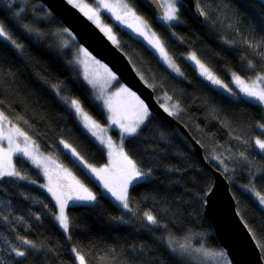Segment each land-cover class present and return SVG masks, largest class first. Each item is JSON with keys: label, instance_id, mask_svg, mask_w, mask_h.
Instances as JSON below:
<instances>
[{"label": "trees", "instance_id": "16d2710c", "mask_svg": "<svg viewBox=\"0 0 264 264\" xmlns=\"http://www.w3.org/2000/svg\"><path fill=\"white\" fill-rule=\"evenodd\" d=\"M124 1L147 19L179 74L113 15L101 11V19L113 27L119 47L158 101L203 147L207 161L226 175L237 210L264 259V205L256 196L264 195V152L254 148L255 140L264 138L258 127L264 124V106L217 88L187 59L195 54L225 81L232 73L264 75V0H198L205 13L202 22L180 2L179 20L171 24L157 20L144 0ZM0 24L23 45L18 50L0 38V113L96 196L93 202L67 206L65 233L55 219L56 202L42 187L40 168L17 154L14 166L28 179L0 181V264H79L73 249L86 264H191L171 246L188 236L195 246L224 249L205 215L214 174L180 127L149 111L137 134L125 139L124 150L149 175L131 185V211L121 208L61 143L90 164L108 161L105 148L65 103L64 98L79 99L87 113L107 122L105 108L73 68L71 48L58 43L63 37L58 33L67 27L40 0H0ZM54 86H59L58 94ZM145 212L159 224L150 225Z\"/></svg>", "mask_w": 264, "mask_h": 264}, {"label": "snow or ice", "instance_id": "6c2138e0", "mask_svg": "<svg viewBox=\"0 0 264 264\" xmlns=\"http://www.w3.org/2000/svg\"><path fill=\"white\" fill-rule=\"evenodd\" d=\"M68 4L73 5V7L78 8L89 20H92L94 23L98 24V11L94 8H87L86 5H82L79 0H67ZM98 8H102L115 16L116 20L121 21L122 23L126 22L128 19H132L135 21V24L128 23L127 26L129 28H133V30L139 35L144 37L148 43L155 49L159 51L161 56L165 61L169 63V66L175 69V65L171 63L170 58L164 50L163 45L161 44L158 37H156L155 33H151L148 26L142 21V19L136 16L135 12H133L126 3H121L120 0H117L116 3H109L108 0H96ZM179 9L176 7V0H168V3L165 5V11L162 19L166 22L175 21L178 19ZM200 14L205 15L204 11L200 9ZM17 16L20 13H16ZM24 28L27 31H32L28 28L27 25H24ZM104 35L110 40L114 45L119 46L118 41L115 36L112 34L110 28L101 27L100 29ZM60 35H66L67 39L63 41L64 47H69L70 42H76L75 35L70 31L69 28H63L58 33ZM0 38H3L6 41H10L11 44L18 50L23 49V45L17 43L16 40L12 38L9 32L6 30L3 24H0ZM189 59L194 60L201 69V74L206 76V78L212 83L220 85L222 82L215 78L204 65L200 64V61L196 59L195 55L189 57ZM76 63L83 66V80L90 85L92 88H95L98 80L103 77L107 81H115L117 79L116 74L108 68L107 65L102 64L99 60H97L87 48L82 45L77 44V58ZM94 65L98 71L89 72V66ZM249 67H254V65H249ZM178 71V69H176ZM237 84H243L244 82L241 80L239 76L235 77ZM258 83H264V75L257 76L256 80L253 81L252 86H244L241 88V91L245 96L251 98V100L258 102L261 106H264V88L257 87ZM56 87L57 94L60 89L59 86ZM226 87V85H224ZM231 91V89H229ZM121 93L126 94L127 96L133 98L137 102V118L135 121H129L127 123L124 121L123 114L117 110V108L113 104L112 96L108 98H104L103 96L94 97L95 100H101L103 106L107 108L108 112L111 114L110 119L111 123L118 125L121 129L122 133L127 137L135 136L138 132V129L141 124L144 123L145 119L149 115L148 108L144 104L139 97L136 96L134 92H131L126 87H121L115 95H120ZM65 103L68 104L73 111V114L78 118L79 123L82 125L83 129L86 130L92 137H95L100 145H105L108 148V154L110 157H113L111 167H104L100 169L91 168V172L95 174L100 180L103 181V186L115 197L117 201L120 202L124 209L131 211L129 207L128 200V186L133 181H139L149 173L141 171L136 164V161L133 160L128 153H126L123 148L120 149L119 152L113 151V143L111 139H105L101 132L104 131L100 127V125L92 119V117L84 110L81 101L79 99H69L64 98ZM165 111H169L165 108ZM170 115H174L175 113H169ZM7 120V117L0 113V141L7 140L8 148L7 150L0 148V181H3L5 178H16L19 180H27L28 177L22 175L20 171L16 169V167L12 163V155L14 153H22L24 156L28 157L32 160V162L36 165L37 168L41 167V162L38 157L29 149L27 146V141L30 139L27 135L21 132L19 129L15 130L16 135L24 136L25 138V147H20L19 144H15L12 135L5 136L3 133V123ZM260 129H264V124H260L258 126ZM65 149L69 150V153L75 157L78 161L82 160V157L79 156V153L76 152L71 145L64 143L61 141ZM256 146L264 152V140L256 139ZM45 175H48V169L45 167ZM49 184L42 185V187H46L48 192L52 194L59 205V215L55 217V219L59 222V225L64 229L65 232L69 230V217L65 213V208L67 206V201L70 199L80 200L92 202L96 200V196L88 191L83 185H81L78 181H75L73 184H63L57 182L56 186L52 185L51 176L48 177ZM35 183V181H32ZM75 192V196L72 193ZM256 196L259 202L264 205V195L260 193H256ZM144 218L150 225H157L159 221L155 215L151 212H145ZM24 243L31 245L33 248L36 247L31 241H24ZM264 247V246H262ZM75 253L76 259L79 261V264H86L85 257L81 255L76 249L72 250ZM173 251H175L173 249ZM18 256H24L25 253L23 251H17ZM221 257H225L226 253L220 252L218 253Z\"/></svg>", "mask_w": 264, "mask_h": 264}, {"label": "water", "instance_id": "95a60500", "mask_svg": "<svg viewBox=\"0 0 264 264\" xmlns=\"http://www.w3.org/2000/svg\"><path fill=\"white\" fill-rule=\"evenodd\" d=\"M40 1L70 29L80 44L105 62L123 83L142 98L150 112L177 125L187 135L195 145L198 155L214 174L213 185L206 196L205 215L213 225L220 244L226 250L232 264H264L261 250L237 210L236 199L226 175L207 161L203 147L187 128L170 115L169 111H165V107L156 98L153 88L138 73L124 51L107 39L97 23L89 20L78 8L68 4L67 0ZM145 1L156 12H161L162 5L159 0ZM183 1L191 14L202 22L204 15L200 14L198 0Z\"/></svg>", "mask_w": 264, "mask_h": 264}, {"label": "rangeland", "instance_id": "374dc122", "mask_svg": "<svg viewBox=\"0 0 264 264\" xmlns=\"http://www.w3.org/2000/svg\"><path fill=\"white\" fill-rule=\"evenodd\" d=\"M93 1V0H92ZM162 2V4L164 5V8H165V5L168 3V0H160ZM79 2L82 4V5H86V9L87 8H94V9H97L98 11V24L101 27H105V28H110L111 29V32L112 34L115 36L116 40H117V36H116V33L113 29V27L110 25V24H107L105 23L101 17H100V12L101 11H105V12H108L102 8H98L97 6V3H96V0H94V3H88L86 0H79ZM109 3H116L117 0H108ZM121 3H126L128 5V7L133 11L135 12L136 16L140 17L142 19V21L148 26V29H150V32L151 33H155L156 37H158L157 33L153 30V28L150 26L149 22L147 21V19L139 14L134 8H132L127 2H125L124 0H120ZM176 7L178 8V0H176ZM110 13V12H108ZM111 15H113L112 13H110ZM164 15V14H163ZM162 16L159 17L160 20H162L163 22L167 23V24H171V23H176L178 22L179 19L175 20V21H171V22H166L162 19ZM178 15V13H177ZM114 16V15H113ZM100 17V18H99ZM114 19H115V16H114ZM115 22H117L118 24L122 25L123 27L127 28L131 33H133L136 37L138 38H141L151 49H153L155 51V53L159 56V58L162 60V62L168 67L170 68L171 70H173L174 72H176L177 74H179V70L177 71L176 69V66H175V69L170 67L169 66V63L167 61L164 60V58L161 56V54L159 53V51L155 48H153L149 43L148 41L142 37V36H139L134 30L133 28H129L127 26L128 23H133L135 24V21H133L132 19H128L126 22L122 23L121 21L119 20H116L115 19ZM64 37V38H63ZM60 36L58 38V43L59 45H62V48L65 49L67 47H64L63 46V41L67 39V36L66 35H63ZM159 38V37H158ZM160 40V39H159ZM76 41L77 38H76ZM79 42V41H78ZM76 42H70L69 44V47L71 48V51L73 53V58H72V63H73V68L80 74H82V79H83V72H84V68L83 66L79 65L78 63H76V58H77V44L78 45H82L80 43ZM161 42V40H160ZM162 44V43H161ZM73 45H76V49L72 48ZM163 45V44H162ZM83 46V45H82ZM84 47V46H83ZM164 47V46H163ZM86 48V47H85ZM164 50L165 52L167 53L165 47H164ZM89 51V50H88ZM90 52V51H89ZM91 53V52H90ZM92 54V53H91ZM93 55V54H92ZM168 57L170 58L171 60V63L174 64L172 58L169 56V54L167 53ZM193 54H190L188 55L187 59L192 56ZM195 55V54H194ZM94 56V55H93ZM97 60H99L102 64H105L107 65L105 62H103L102 60L98 59L96 56H94ZM196 59L200 61V64L204 65L205 68L217 79H219L222 84L220 85H217V84H214L212 83V81L208 80L206 78V76L202 75L201 74V69H200V66L194 61V60H191V59H188L190 60V62L192 63V65L196 68L198 74L200 76H202L204 79L208 80L210 83H212L214 86H216L217 88L223 90L224 92H226L227 94L229 95H232L234 97H238V96H242V97H245L247 99H250L249 97L245 96L244 93L241 91V88L244 87V86H248V87H251L252 86V83L253 81L256 80L257 76H260L261 74H258V75H255V76H242V75H239V74H236V73H232L230 74L228 80H224L223 78H221V76H219L218 74H216L208 65H206V63H204L200 58H198L196 55H195ZM175 65V64H174ZM108 66V65H107ZM108 68H110L108 66ZM111 69V68H110ZM89 72H93V71H98V69L95 68L94 65H90L89 66ZM112 70V69H111ZM113 71V70H112ZM114 72V71H113ZM115 73V72H114ZM116 74V73H115ZM236 76H239L241 78V80L244 82L243 84H237L236 83V80H235V77ZM116 77L117 79L115 81H107L106 79H104L103 77H101L98 82H97V85L95 88H92V91H93V94H94V97H97V96H103L105 99L108 98L109 96H112V99H113V104L114 106L117 108L118 111H120L123 116H124V121L125 123L129 122V121H135L136 118H137V112H138V109H137V102L127 96L126 94L124 93H121L120 95H115V93H117L119 91V89L121 87H126L128 88L131 92H134L136 94L137 97L138 94L133 91L130 87H128L125 83H123L122 81L119 80L117 74H116ZM224 85H226V87H224ZM257 87H261V88H264V83H258L256 85ZM229 89H231V91H229ZM140 100H142L140 97H139ZM102 106H103V103L101 100H98ZM143 101V100H142ZM253 101V100H252ZM144 102V101H143ZM256 102V101H255ZM144 104L146 105V103L144 102ZM104 107V106H103ZM105 108V107H104ZM148 108V107H147ZM168 110L169 107H167ZM106 112H107V122L103 123V122H99L98 120H96L93 116H91L89 113V115L92 117L93 120H95L102 129H104L103 132L100 133V135H102L106 140L107 139H111L112 143H113V151L114 152H119L121 148H123L124 150V141L125 139L127 138V136H125L121 129L119 128L118 125H115V124H112L111 123V119H110V113L108 112L107 108H105ZM148 112H149V109H148ZM149 116V115H148ZM147 116V118H148ZM147 118L145 119L144 123L146 122ZM143 123V124H144ZM142 125V124H141ZM140 125V126H141ZM140 128V127H139ZM16 129H19L21 132L25 133L23 130H21L17 125H14L12 124L11 122H9L8 120L4 121L3 123V133L5 136L7 135H12L13 136V140H14V143L15 144H19L20 147H25V138L24 136H19V135H16L15 133V130ZM113 130H116L117 131V134L118 135H115L113 133ZM26 134V133H25ZM27 135V134H26ZM27 137H29L27 135ZM30 138V137H29ZM95 138V137H94ZM96 139V138H95ZM261 140H264V138H260ZM256 141V140H255ZM27 146L29 147V149L38 157V159L40 160L41 162V167L40 168V171L41 173L43 174V177H44V183L45 185H48L49 184V179L48 177L51 176L52 178V185L53 187L56 186L57 182H60V183H63V184H73L75 181H78L81 185H83L85 188L88 189V191H90L92 194L94 193L88 186H86L83 181H81L79 179V177L71 170L69 169L68 167H66L65 165H63L58 159L56 156L52 155V154H47V153H43L41 152L40 148L38 147V145L36 144V142L33 140V139H29L27 141ZM105 150H106V153L108 155V161L107 163L105 164H102V165H93V164H90L88 163L87 161L84 160V158L79 154L80 157H82V160L79 161V163L84 167V169L99 183V185L102 187L103 191L105 194H107L116 204H118L121 208L122 205L120 204L119 201H117L115 199L114 196H112V194L103 186V181L100 180L95 174H93L91 172V168H96V169H100V168H104V167H111V164H112V159L113 157H110L109 154H108V148L105 146V145H102ZM72 147V146H71ZM0 148H3L5 150H7L8 148V142L7 140H4V141H0ZM73 148V147H72ZM254 148L261 151L257 146L256 144H254ZM68 150V149H67ZM69 151V150H68ZM125 151V150H124ZM77 152V151H76ZM126 152V151H125ZM78 153V152H77ZM127 153V152H126ZM17 154H22V153H14L12 155V163L13 165L15 164V156ZM129 155V154H128ZM26 157V156H24ZM29 161H31L32 164H34L32 162L31 159H29L28 157H26ZM206 158V157H205ZM35 165V164H34ZM36 166V165H35ZM88 166H91V168H89ZM45 167H47L48 169V175L46 176L45 175ZM138 167V166H137ZM137 181H133L129 186H128V191L131 187V185L133 183H135ZM47 189V188H46ZM75 192L72 193L73 196H75ZM95 194V193H94ZM52 195V194H51ZM53 197V196H52ZM53 199L55 200V198L53 197ZM56 202V205H57V208H58V212H57V215H59V205L57 203V201L55 200ZM93 202V201H92ZM72 203H90V202H87V201H80V200H75V199H70L67 201V206L69 204H72ZM66 206V208H67ZM66 208H65V213H66ZM124 209V208H123ZM67 215V213H66ZM58 222V221H57ZM58 225H59V222H58ZM60 226V225H59ZM61 227V226H60ZM62 228V227H61ZM62 230L64 231V229L62 228ZM69 231V230H68ZM65 232V233H68ZM194 239L192 237H184L183 240H180L178 241L177 243H170L172 248L183 258L185 259L187 262L191 263V264H232L231 260H230V257L228 256L227 252L224 250V249H211V248H206L204 246H195L192 241ZM220 252H224L226 253V256L225 257H221L220 255H218V253Z\"/></svg>", "mask_w": 264, "mask_h": 264}, {"label": "flooded vegetation", "instance_id": "af4514ba", "mask_svg": "<svg viewBox=\"0 0 264 264\" xmlns=\"http://www.w3.org/2000/svg\"><path fill=\"white\" fill-rule=\"evenodd\" d=\"M145 1V0H144ZM160 1V0H159ZM146 2V1H145ZM180 2H184L183 0H178V7H179V3ZM160 3H161V5H162V7H161V12H156L153 8H151L150 6H149V4H148V6L152 9V11L154 12V14H155V17H156V19L157 20H160L159 19V17L160 16H162L163 14H164V11H165V8H164V5L162 4V2L160 1ZM100 18V17H99ZM160 21H162V20H160Z\"/></svg>", "mask_w": 264, "mask_h": 264}]
</instances>
